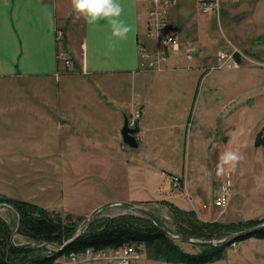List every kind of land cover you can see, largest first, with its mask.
Segmentation results:
<instances>
[{
	"label": "rangeland",
	"instance_id": "obj_1",
	"mask_svg": "<svg viewBox=\"0 0 264 264\" xmlns=\"http://www.w3.org/2000/svg\"><path fill=\"white\" fill-rule=\"evenodd\" d=\"M231 1L227 3L234 4ZM262 9L260 16L254 18L258 27H255L254 34L261 33L255 39V43L253 42L254 49L259 45L257 41H264V6ZM226 12L223 5L219 14L216 13V9L209 13L206 36L210 39V51L206 53L203 63L205 65L210 62L208 68L206 67L209 72L202 86L204 91L205 88L209 90L210 85L213 90L214 81L211 79L217 80L216 82L222 80L223 88L228 85V93L232 91L231 94L239 97L237 101L239 105L236 103L237 97L234 105L240 108L235 110V107L231 106L228 116L225 115L226 111L218 114H215V111L206 113L205 98L202 96L200 104L197 103L195 107L193 120L179 126L180 116L172 105L161 104L158 119L153 121H164L167 127L176 126L165 129L171 140L166 141L163 138L166 132L164 130L156 131L158 133L154 135L156 140L165 146L163 154L167 159L165 162L139 161L144 155H138L136 147L129 148L124 153L114 149L113 132L118 133L123 139L121 128L125 114H121L119 120L117 112L107 108L100 114L96 112V80L92 81L85 75L75 74L73 71H69L67 78L59 82L19 77L0 78V197L36 199L39 202L28 201L64 220L71 221L74 228L80 227L86 221L97 204L128 198L133 199L130 202L154 214L170 231L177 234L187 229L196 230L199 225L215 221L239 225L236 230H229L225 235L223 232L220 237L215 238L221 239L232 232L253 226H244L251 220L264 222V96L253 97L262 88L259 86L260 82L264 85V64L258 63L264 62V53L259 54L256 50L254 54L243 47L234 34L237 26L232 29L227 23ZM233 21L236 23L237 20ZM249 32L250 29L246 30L244 36L249 35ZM216 43L220 50L236 49L242 53L239 68L225 66L212 69L213 65L219 62L217 53L214 56ZM210 56L214 59L209 60ZM57 90L69 91L67 98L72 103L81 102L82 106L84 103L80 108L82 110H78V106L75 107L81 113V115L77 113L81 116L79 128L71 130L75 133L73 134L75 151L63 157L64 161L59 160L60 156L50 155L59 153L61 139L67 132L60 127L61 116L54 113L55 111L50 112L47 104L49 98L43 94ZM104 90L107 92V89ZM242 97L245 99L240 104ZM52 99L53 107L60 103L56 98ZM92 101L95 104L89 106V102ZM232 104L233 102H230V105ZM135 114L129 116V113L128 115L126 113L129 120L135 117ZM50 115L53 116V120H50ZM96 116H101L104 124L100 131L96 129ZM139 120L140 117L137 118V126ZM226 123L228 127L225 133ZM138 131L136 135L139 139ZM257 139L258 145L255 143ZM96 140L104 142L96 144ZM178 144H181V147ZM226 151L238 152L243 159L235 165L234 170L229 171L230 166H225V174L218 176L217 165L220 156ZM184 172L187 178L194 180L201 174L207 177L206 187L200 188V195L194 201L191 199L192 193L184 189L185 175L181 174ZM227 172L231 178L230 202L227 207L220 209L211 203L221 184L226 183ZM175 176L180 177L177 186L173 181ZM184 199L191 204L189 207L192 212L180 211L186 210V206L182 204ZM203 203H207L208 207ZM118 215L142 217L145 214L137 208L114 204L96 215L95 224L103 225L105 221ZM0 217L11 226L13 232L17 226V212L11 206L1 204ZM231 228L221 229L226 231ZM4 239L0 240V251L8 255L9 241L12 242L11 235L5 236ZM258 240L264 243V238ZM15 241L42 243L21 230L15 236ZM176 242L190 253H197L202 249L201 244L197 242L182 240ZM243 245L247 249L242 248ZM258 248L259 245L252 239L243 244L235 241L227 247L223 257L203 264H245L241 263L238 257L248 253L254 254ZM45 249L48 254L56 251L52 245ZM147 256L146 252L142 259ZM142 259L133 264H141Z\"/></svg>",
	"mask_w": 264,
	"mask_h": 264
},
{
	"label": "crops",
	"instance_id": "obj_2",
	"mask_svg": "<svg viewBox=\"0 0 264 264\" xmlns=\"http://www.w3.org/2000/svg\"><path fill=\"white\" fill-rule=\"evenodd\" d=\"M211 1L219 3L218 11L216 10L218 14L225 5L227 23L232 29L237 26L234 31L235 37L239 38L246 50H251L253 53L258 50L259 54L264 53V41H257L259 45L256 49L253 45L255 39L261 35L260 32L254 34L255 27L258 28L254 18H258L260 12L263 11L264 0H232L234 4H228L227 1L230 0H176L170 14V21L183 45L180 50H170L168 58L161 62V69L149 68L141 57V46L151 52L163 48L158 40L147 34V0H119L124 10L121 19L132 28L128 37L123 40L111 37V30L104 20L94 25L88 24L83 17H79L73 11L71 0H4L2 16H0V78L19 77L56 82L64 80L69 71L65 70L63 63L58 59V49L62 45L74 61V67L70 71L75 74L81 73L92 81L96 80V112L98 114L107 108L112 112H117L120 120L123 113L125 116L128 113L129 116L134 115L137 111L140 113L138 124L140 136L138 139L137 135L139 144L136 148L138 155H144V158L139 161L165 162L167 161L163 156L165 146L159 143L154 135L158 133L156 131L164 130L166 132L163 138L166 141L171 140L165 129L176 126L168 125L167 127L164 121H153H157L162 105H172L177 115L180 116L179 126L184 125L186 121L190 123L193 120L195 107L197 103L200 104L202 96L205 98L206 113L215 111L214 113L218 114L226 111L225 115L228 116L231 106L235 107V110L240 108L237 102L239 97L231 94L232 88L228 93V85L223 88L222 80L216 82L217 80L211 79L214 81L213 90L211 85L210 89L205 88V91L202 86L203 80L207 78L209 69L206 67L208 68L210 62L205 64L206 66L203 63L206 53L210 51V39L206 36L209 24L207 20L209 13L215 11L214 9L203 11V3ZM234 19L237 20L236 23ZM247 21L249 22L244 24ZM248 29H250L249 35L244 36ZM58 31L63 32L61 44L57 37ZM193 43L196 47L192 45ZM185 44L195 48L196 55H193L192 59H189L184 51ZM219 50L216 43L214 56L216 53L218 56ZM211 59L214 57L210 56L209 60ZM258 63L264 64L261 61ZM261 83L259 86L262 88L253 97L264 96V85ZM104 89H107V92ZM43 94L49 98L47 104L50 112L55 111L54 113L61 116L60 127L67 132L61 139L62 145L59 153H50V155L60 156L59 160L64 161L66 155L73 154L75 151L73 149L75 144L73 134L75 133L71 130H76L80 126L81 116L77 113L78 110H82L80 108L84 106V103L82 106L81 102L69 101L67 98L69 91L66 90ZM52 98L60 101L55 107H53ZM244 99L242 97L240 104L244 102ZM235 100L238 105H234ZM230 102L233 104L230 105ZM90 104H95V102H89V106ZM76 106L78 110L75 109ZM79 114L81 115L80 112ZM49 117L53 120V116ZM103 126L102 117L96 116V129L100 131ZM225 127L226 133L227 123ZM153 130H155L154 134L151 135ZM119 136L118 133L113 132L112 141L116 151L124 153L129 148H135L125 143L124 139ZM214 140L215 138L211 143ZM103 142L96 140V144H103ZM178 146L181 147V144ZM181 174L185 175L184 189L192 193L191 199L194 201L200 195V188L206 187L207 177L201 174L194 180L187 178L185 172ZM31 201L38 200L32 199ZM182 204L186 206V210H190L191 204H188L186 199L182 201ZM211 205L214 206L213 202ZM194 207L198 209L197 206L194 205ZM251 239L259 245V248L254 254L241 255L238 260L245 264H264V243L260 242L258 237L252 236L239 242L243 244ZM242 248L247 249L245 245ZM94 264L113 263L97 262ZM141 264L166 263L165 260L148 255L142 259Z\"/></svg>",
	"mask_w": 264,
	"mask_h": 264
},
{
	"label": "trees",
	"instance_id": "obj_3",
	"mask_svg": "<svg viewBox=\"0 0 264 264\" xmlns=\"http://www.w3.org/2000/svg\"><path fill=\"white\" fill-rule=\"evenodd\" d=\"M236 56L238 59L241 58L239 53H236ZM135 127L137 132L138 126ZM257 142L258 139L255 143L257 144ZM0 202L12 204L14 210L22 216L20 230L41 242L62 244L71 238L79 228H74L71 221L64 220L28 200L0 197ZM180 211L183 213L192 212V210ZM95 220L89 229L64 251L56 250L48 254L45 252L46 247L42 249L21 247L9 241L10 253L4 255L0 251V264H53L55 258L72 250H82L86 247L101 249L128 243L144 245L147 254L156 259L172 263L203 264L223 257L227 247L232 245V243L220 245L198 243L202 246L201 251L190 253L182 249L176 240L168 237L148 215L142 217L118 215L108 219L103 225H96ZM258 223V220H251L245 223L244 226ZM238 226L236 223L226 224L215 221L199 225L196 230L187 229L185 232L180 233L184 236L192 235L203 239H215L220 237L223 232V235H225L229 230H236L235 228ZM223 227L232 228L223 231L221 229ZM11 230V226L0 217V240L4 239L5 236L7 237V235H11ZM252 236L264 238V229L255 232ZM248 237L250 236L242 237L237 241ZM1 242L3 243V241Z\"/></svg>",
	"mask_w": 264,
	"mask_h": 264
},
{
	"label": "built area",
	"instance_id": "obj_4",
	"mask_svg": "<svg viewBox=\"0 0 264 264\" xmlns=\"http://www.w3.org/2000/svg\"><path fill=\"white\" fill-rule=\"evenodd\" d=\"M176 0H147V19L146 30L149 37L158 40L163 48L156 52H151L146 47L141 46V57L149 68L161 69V62L168 58L170 50H180L182 42L176 34V29L170 21V14ZM219 3L204 2L203 11L217 10ZM60 44L62 42L63 32L58 31L57 34ZM184 51L189 59L193 58L195 48L191 45H184ZM236 53L240 56L242 53L236 49L229 51L222 49L218 51V64L212 69H220L225 66L230 68H239L240 60ZM58 59L63 63L65 70L70 71L74 67V61L68 51L62 45L58 49ZM140 113L137 112L135 117L130 120V125L135 126ZM226 183L221 184L217 195L214 198L213 205L220 209L228 206L230 202L231 178L227 172ZM175 186L179 185L180 177H173ZM204 206H207L205 204ZM57 250V249H56ZM53 252H50L51 254ZM146 254V249L140 244L128 243L117 247H107L96 249L94 247H86L82 250H72L55 258L53 264H94L97 262L113 263V264H133L140 261Z\"/></svg>",
	"mask_w": 264,
	"mask_h": 264
},
{
	"label": "water",
	"instance_id": "obj_5",
	"mask_svg": "<svg viewBox=\"0 0 264 264\" xmlns=\"http://www.w3.org/2000/svg\"><path fill=\"white\" fill-rule=\"evenodd\" d=\"M121 133H122V136H123L125 143H127L131 147H138L139 143H138V139H137V135H136V127L130 125L129 118L127 116H125V120H124L123 127L121 129ZM1 204H7L14 209V206L12 204H9L6 202H4V203L0 202V205ZM114 204H123V205H127V206H130L133 208H137L138 210H140L145 215H148L154 221V223L168 237H170L171 239H174V240H182V241L197 242V243H206L209 245L229 244V243H233V242L237 241V239H240L242 237L252 236L255 232L264 229V222H261V223H258L256 225H253L251 227L232 232L231 234H229V235H227L221 239H203V238L195 237L192 235H185L184 236V235L173 233L172 231H170L154 214H152L151 212H149L145 208L139 207L136 203L130 202V201L115 200V201L104 202V203L98 205L97 207H95L90 212V214L88 215L86 221L78 228L76 233L71 238H69L68 240H66L62 244L54 243V242H47V241L42 242L40 244H35V243L29 242V241L16 242L15 236L19 233L20 227L22 225V216L17 211V214H18L17 226L11 234V241L15 245L21 246V247H33V248L42 249L44 247L52 245L58 251H64L71 243H73L76 239L81 237L89 229V227L93 223L96 215L101 210H103L106 207L112 206Z\"/></svg>",
	"mask_w": 264,
	"mask_h": 264
},
{
	"label": "clouds",
	"instance_id": "obj_6",
	"mask_svg": "<svg viewBox=\"0 0 264 264\" xmlns=\"http://www.w3.org/2000/svg\"><path fill=\"white\" fill-rule=\"evenodd\" d=\"M71 6L73 11L79 17H83L90 25L101 20L106 21L111 30L112 38L126 39L132 31L131 26L121 19L124 10L119 0H71ZM241 159L243 157L238 152H224L217 165V175L225 174V166H230L229 171L234 170L235 165Z\"/></svg>",
	"mask_w": 264,
	"mask_h": 264
},
{
	"label": "snow or ice",
	"instance_id": "obj_7",
	"mask_svg": "<svg viewBox=\"0 0 264 264\" xmlns=\"http://www.w3.org/2000/svg\"><path fill=\"white\" fill-rule=\"evenodd\" d=\"M4 0H0V16H2V5H3Z\"/></svg>",
	"mask_w": 264,
	"mask_h": 264
}]
</instances>
